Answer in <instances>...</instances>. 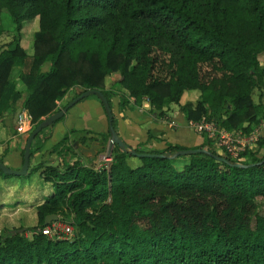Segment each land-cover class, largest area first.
I'll return each mask as SVG.
<instances>
[{"label":"trees","instance_id":"1","mask_svg":"<svg viewBox=\"0 0 264 264\" xmlns=\"http://www.w3.org/2000/svg\"><path fill=\"white\" fill-rule=\"evenodd\" d=\"M2 10L14 30L0 42V117L22 97L11 79L18 69L27 136L71 89L79 90L71 99L97 89L110 107L113 94L122 109L147 103L159 115L175 104L185 120L229 132L248 133L264 118L253 99L264 90V0H0ZM33 19L28 54L20 30ZM4 30L0 22V37ZM68 133L53 149L74 155ZM212 143L196 148L254 165L203 153L170 157L188 149L173 143L133 148L165 155L138 157L135 167L116 144L99 169L82 164L80 153L64 165L29 164L26 176L38 172L52 191L31 206L32 224L2 227L0 264H264V136L239 159ZM32 156L31 144L29 163ZM50 214L57 221L44 224ZM54 222L70 224L73 235L41 232Z\"/></svg>","mask_w":264,"mask_h":264},{"label":"rangeland","instance_id":"2","mask_svg":"<svg viewBox=\"0 0 264 264\" xmlns=\"http://www.w3.org/2000/svg\"><path fill=\"white\" fill-rule=\"evenodd\" d=\"M0 22L2 23L5 29L3 34L0 37V42L7 43L12 37V33L14 30V24L6 10L0 11ZM37 29H38V24H37L36 19H33L32 21H29V22H25L23 24V27L20 30V42L22 41L23 45H26L28 47V44H30V41L28 40H32L33 34L35 31H37ZM260 61L261 62L264 61V53L260 56ZM117 77L118 75L116 74H113L112 76L108 77L106 80V84L110 85V83ZM11 79L15 82L16 84L15 87L18 89V91L22 92V97L17 101V104L12 111L6 112L0 118H3L4 116L8 117L10 113L15 112L17 109L22 107V104H23V99L25 96L23 92L24 86L20 82H18L16 70H14L11 73ZM78 91H79L78 89L69 90L67 94L65 95V97L62 100L58 101L59 108H62L76 93H78ZM260 93H261V96H260ZM253 99L254 101L260 100L264 105V90L263 91L255 90L253 92ZM110 101H111V106H112V113L116 121L118 122V125L125 124V127H129L132 130L130 135L137 137L136 139H131V140L129 138H126L125 140L129 142V143H126L119 136L128 145L129 149L138 148L141 150H155L153 144L155 142L156 143L160 142L159 140L156 141V139L160 138L161 128L159 127V125L160 126L162 125V121H166V125L169 126L173 131L176 130L175 128L173 129V127L175 126L177 127L178 124L180 125V123L176 121V119H174L173 113H177V110L174 104H170L164 110L163 114L159 115L158 111L150 109L148 105L145 106V104L147 103H143L142 106L140 107H128V108H131L130 110L128 109L123 110L118 104V97L116 95L111 94ZM94 102L100 103V101L98 100L96 96L89 95L81 99L80 101H78L76 104H74L62 118L64 119V117L69 114H72L74 116L80 115L83 117L84 122L87 121V124H89V126L93 128L103 127L102 130L99 132H91L90 130H85L84 134H80L79 130H76L75 128H71L73 132L68 133V139L64 143L65 145L67 144L73 145L75 157L73 153H66L64 151L62 152L60 150V147L56 150L53 149L54 144H52L51 141L50 142L46 141L50 138L49 137L50 134L47 133L46 135H44L43 134L44 131H43L42 134L44 135V138L42 139V142L39 143V140L41 139L42 134L37 139L32 141V146H33V156H32L33 164L32 165H36L39 161H42L47 164H56V165L57 164L58 165L68 164L71 162L72 159L79 158L78 153L80 152H79L78 144L89 146L92 141H97V144L100 145L101 147L97 148L96 154L93 157H90V156L80 157L79 158L80 162L84 165H89L96 169H99L102 166H106L109 163L110 158L107 157L106 155L107 149H108V142L110 139V135H108L107 133L108 131L107 116L105 112H103L104 114L102 116L97 117L98 120L89 118V117H92L91 113L93 112L95 113L97 111L96 107H93ZM182 123H184L187 133L189 132L188 134L191 137H193V139H197V136H200V135L204 137L205 141L206 139L209 138L208 133H205L204 131H200L196 127L191 126L188 121L187 122L182 121ZM50 127L51 126H49L48 129ZM24 137H25V140H24ZM26 138H27V134L26 136H23L22 138L23 142H22V146L20 149L21 151L25 145ZM82 138H85L84 143H81ZM0 140H1V136H0ZM113 147L114 145L111 146L110 151H112ZM254 147H257V146H254ZM0 149H1V143H0ZM127 163L131 167H135L138 164H140L139 158L136 156L128 157ZM24 179H26L27 182H32V186L37 184L39 185V187H41L44 184L43 181L38 182L39 178H38L37 172L31 174L30 176H26V175L19 176L18 181L21 182V181H24ZM25 188L29 189L30 187L29 186L26 187L25 185ZM260 210L264 213V204H262V207H260ZM32 212H33L32 210H31V213L26 210L25 213L19 214L18 211L13 209L9 213V215L10 217L12 215L15 219H19V221H14V224H15V227H20V226H26V225L32 224V221H31V217L33 215ZM61 224H65V223H60V225ZM72 232H73V229H72ZM72 232L66 236L71 237L73 235ZM28 236H30V233H28Z\"/></svg>","mask_w":264,"mask_h":264},{"label":"crops","instance_id":"3","mask_svg":"<svg viewBox=\"0 0 264 264\" xmlns=\"http://www.w3.org/2000/svg\"><path fill=\"white\" fill-rule=\"evenodd\" d=\"M28 41H30L28 47L26 45H23L22 41L20 42V44L28 54H31L32 40H28ZM15 70L16 72H18V69ZM145 106H147V104H145ZM174 106L177 110V113H173L174 119H176V121H178L180 125L178 124L177 127L176 126L173 127V129L174 128L176 129L175 131H173L169 126L166 125V121H162V125L161 126L159 125V127L161 128L160 129L161 135L160 138L156 139V141L159 140L160 142L158 143L155 142L153 144L154 149L155 150L162 149L165 147L166 143L179 144L187 148H196L204 144L205 139L203 136L200 135L197 136V139H193V137H191L188 134L189 132L187 133L185 125L184 123H182V121L187 122V120H185L182 112L179 110V107L175 104ZM93 107H96L97 111L95 113L94 112L91 113L92 117L89 118L98 120L97 117L102 116L104 114L103 113L104 109L102 108L101 103L98 102H94ZM20 108L17 109L15 112L10 113L8 117L4 116L3 118H0V136H1L0 158H2L3 163H5L7 166L13 169H19L22 165V154H21L22 151L20 150L23 142L22 138L23 136H26V134L28 133V130L22 133H17L15 130L16 117L17 114L21 111ZM127 109L130 110L131 108L127 107L123 110H127ZM49 126L51 127L48 129ZM49 126L45 127L46 129L44 130L43 134L46 135L47 133H49L50 138L46 141L47 142L51 141V143L54 145L66 133L72 130L71 128H75L76 130H79L80 134H84L85 130H90L91 132H99L103 128V127L93 128L89 126V124H87V121L84 122L82 116L80 115L74 116L72 114L66 115L64 119L62 118L57 123ZM114 129L117 132V134L126 143H129L127 140H125L126 138H129L130 140L137 138L130 135L132 130L129 127H125V124L118 125V122L116 121V125ZM43 134L41 135V139L39 140V143L42 142V139L44 138ZM32 161H33V157L31 158V163L29 164L32 165L33 164ZM38 178H39L38 182H40L41 178L39 177V175ZM18 179L19 177L17 176L10 178L0 177V205H3V207L0 210V230L5 225L15 226L14 221H19V219H15L12 215L11 217L9 215V213L13 209L18 211L19 214L25 213L26 210L31 213L32 210L33 215L31 217V221L33 223L35 219V209L31 206L42 202L43 198L49 195L52 191V185L50 183L43 182L44 184L41 187H39V185L37 184L32 186V182H27L26 179H24V181L21 182H19ZM25 185L26 187L29 186L30 188L29 189L25 188Z\"/></svg>","mask_w":264,"mask_h":264},{"label":"water","instance_id":"4","mask_svg":"<svg viewBox=\"0 0 264 264\" xmlns=\"http://www.w3.org/2000/svg\"><path fill=\"white\" fill-rule=\"evenodd\" d=\"M89 95H94L98 98L100 101L104 112L107 116V126H108V132L110 135V139L108 142V149H107V157H110V150L111 146L116 144L122 151L129 152L131 155L136 156V157H165V155L162 154H152V153H137L133 149H129L128 145L119 137L117 132L114 129L113 126V113L112 109L109 105V102L107 98L103 95V93L97 89H88L85 91H82L79 93L77 96H75L73 99L68 101L62 108H60L58 111L46 116L43 118L29 133V135L26 138L23 153H22V165L19 169H13L9 166H7L5 163L0 161V170L7 175H13V176H25L28 172L29 168V158H30V148L32 141L34 137L45 127L52 125L55 121L60 119L65 115V113L78 101L81 99L89 96ZM77 144V143H75ZM101 147L100 145L97 144V141H92L89 146H85L82 144H78L79 152L82 156L84 157H93L96 154L97 148ZM195 153H203V154H209L211 155L215 160L224 162L226 164L235 166V167H246V166H251L254 164H248L244 165L243 163L240 162H235L232 163L229 161L227 158L217 155V154H212L210 153L207 149L205 148H188L184 150H179L176 153H174L170 157H176L178 155H189V154H195ZM264 159H262L260 162L257 164L263 163ZM58 216L55 214H50L46 215L44 218V224H49L52 221H57Z\"/></svg>","mask_w":264,"mask_h":264},{"label":"built area","instance_id":"5","mask_svg":"<svg viewBox=\"0 0 264 264\" xmlns=\"http://www.w3.org/2000/svg\"><path fill=\"white\" fill-rule=\"evenodd\" d=\"M188 122L198 130L208 133L209 138L213 140V147L221 153L229 155L232 159H239L241 153L254 148L256 143L264 136V118L253 126L248 133H245L242 130L229 132L217 126L216 123L212 121L202 120L200 122ZM30 128V116L27 114L26 110L21 108V111L16 117L15 130L17 133H22ZM71 227L70 224L60 225V223L54 222L51 226L42 229L41 232L45 235L58 233L68 235L72 232L73 228Z\"/></svg>","mask_w":264,"mask_h":264}]
</instances>
